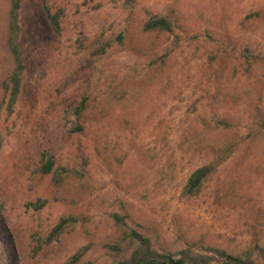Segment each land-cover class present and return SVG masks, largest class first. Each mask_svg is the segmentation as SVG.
<instances>
[{
	"label": "rangeland",
	"instance_id": "obj_1",
	"mask_svg": "<svg viewBox=\"0 0 264 264\" xmlns=\"http://www.w3.org/2000/svg\"><path fill=\"white\" fill-rule=\"evenodd\" d=\"M46 7L63 10L60 35ZM8 11L0 0V205L18 252L10 264H66L85 250L82 261L112 264L101 246L118 231L115 215L156 228L172 252L204 240L244 256L256 233L264 240V0H23L27 70L12 112ZM157 16L175 33L144 32ZM239 136L250 139L200 195L185 197L210 150ZM69 218L76 223L51 242Z\"/></svg>",
	"mask_w": 264,
	"mask_h": 264
},
{
	"label": "trees",
	"instance_id": "obj_2",
	"mask_svg": "<svg viewBox=\"0 0 264 264\" xmlns=\"http://www.w3.org/2000/svg\"><path fill=\"white\" fill-rule=\"evenodd\" d=\"M22 5L23 0H9L6 46L11 63L5 72L3 89L8 98L10 112L18 103L23 87V77L27 70L23 46L20 43ZM45 13L52 31L60 35L63 10L53 12L46 7ZM144 32L175 33L170 20L161 16L152 17L145 24ZM84 110V105H81L77 115L81 116ZM249 139L250 136H239L223 148H212L210 150L212 161L191 175L184 189V196L193 198L200 195L206 183L240 151ZM3 147L4 141L0 136V154ZM53 169L54 162L50 159L43 165L40 172L47 176ZM113 219L118 231L101 246V251L112 260V264H264V240L257 233L244 256H239L228 249L211 246L204 240L185 242L181 251L172 252L171 249L164 247L156 228H143L133 223L131 219L119 215H115ZM74 223L76 220L73 218L63 219L51 234L50 241L58 239L66 228ZM86 254L87 250L78 253L66 264H93L82 261ZM10 256L18 258V252L13 237L5 225L3 207L0 205V264H10Z\"/></svg>",
	"mask_w": 264,
	"mask_h": 264
}]
</instances>
